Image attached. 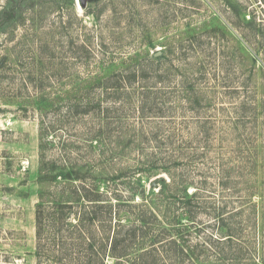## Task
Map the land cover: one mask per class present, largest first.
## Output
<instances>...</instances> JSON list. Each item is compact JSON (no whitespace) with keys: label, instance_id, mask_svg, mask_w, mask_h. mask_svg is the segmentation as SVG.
Segmentation results:
<instances>
[{"label":"rangeland","instance_id":"rangeland-1","mask_svg":"<svg viewBox=\"0 0 264 264\" xmlns=\"http://www.w3.org/2000/svg\"><path fill=\"white\" fill-rule=\"evenodd\" d=\"M81 184L146 220L106 264H264V0H0V264H75L36 208Z\"/></svg>","mask_w":264,"mask_h":264},{"label":"trees","instance_id":"trees-1","mask_svg":"<svg viewBox=\"0 0 264 264\" xmlns=\"http://www.w3.org/2000/svg\"><path fill=\"white\" fill-rule=\"evenodd\" d=\"M250 21V18L248 19ZM59 176H65L64 178L74 179L72 173H60L56 175L55 178ZM78 176V175H77ZM77 179V178H75ZM73 193L75 197L73 200H66L63 202H58V204H53L49 206L42 198L37 203L36 208V222H37V237L39 239L38 251L40 254L41 249H45V246L42 247L41 241L44 239L47 240L49 231L54 232L51 241H53L52 248H46L47 251H51L49 256H55L57 260L63 261H72L74 260L75 264H90L92 258L97 257L99 264H106L105 260L107 256L116 258L119 262L120 259L128 255L127 248L129 245L124 243V239L128 235L133 234L135 237H143L144 228H146L145 218H139L137 220H130L131 224H125L123 218L121 217H99L98 211H87L85 208V202H102L103 193L100 192L98 187H91L87 184H81L77 187H74ZM95 191V192H94ZM155 191V190H154ZM162 188L160 187L159 192L161 193ZM187 192V190H186ZM187 195V194H186ZM189 197H194L187 195ZM85 201V202H83ZM80 206V209H75V204ZM90 204V203H88ZM98 204V203H97ZM110 214H112V209L110 208ZM74 215V217H66ZM87 215V217H85ZM140 222V224H136ZM94 229L99 231L100 239L95 241ZM155 229V228H154ZM142 231V233H140ZM156 232V233H155ZM153 234L150 238V244L144 245V242L137 247L139 254V259L142 261L148 257L156 259L158 255H161L162 251L159 244H162L160 240V232L158 229L153 231ZM92 238V240H90ZM73 240V245L68 246V240ZM176 244V241H173ZM148 244V243H147ZM164 247V246H163ZM57 248V249H56ZM76 250V251H75ZM58 252L59 255H55ZM82 252L87 253L88 257L84 256ZM75 253V254H74ZM139 260H134L133 264H142L138 262ZM119 264V263H117Z\"/></svg>","mask_w":264,"mask_h":264},{"label":"water","instance_id":"water-1","mask_svg":"<svg viewBox=\"0 0 264 264\" xmlns=\"http://www.w3.org/2000/svg\"><path fill=\"white\" fill-rule=\"evenodd\" d=\"M81 5L84 7L87 3V0H80Z\"/></svg>","mask_w":264,"mask_h":264}]
</instances>
